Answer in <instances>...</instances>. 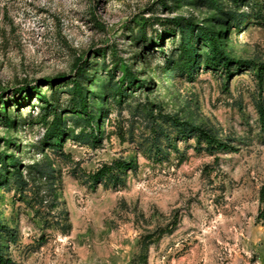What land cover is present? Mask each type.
<instances>
[{
    "label": "rangeland",
    "instance_id": "1",
    "mask_svg": "<svg viewBox=\"0 0 264 264\" xmlns=\"http://www.w3.org/2000/svg\"><path fill=\"white\" fill-rule=\"evenodd\" d=\"M219 2L220 10L202 0H0V221L17 234L3 241L14 264H142L145 236L149 264H264V82L251 67L230 76L208 67L199 36L192 72L167 67L196 26L213 29L231 57L264 62V0ZM126 66L137 81L118 89ZM79 68L97 143L81 135L91 132L87 116L71 109ZM55 92L60 147L45 141L41 118V96ZM163 116L212 130L231 148L198 149ZM162 125L171 141L161 138L157 153ZM11 155L24 187L2 162ZM118 160L138 166L124 183H90Z\"/></svg>",
    "mask_w": 264,
    "mask_h": 264
},
{
    "label": "trees",
    "instance_id": "2",
    "mask_svg": "<svg viewBox=\"0 0 264 264\" xmlns=\"http://www.w3.org/2000/svg\"><path fill=\"white\" fill-rule=\"evenodd\" d=\"M210 4L215 9L220 10V2L219 0H202ZM235 5H238L241 0H232ZM229 18L232 20L238 19V14L235 10H232L227 13ZM184 18L178 17L175 18L173 23L179 27L182 26V20ZM175 29L172 30L171 36L174 35ZM184 30L182 29V33ZM183 40L181 43V58L180 60L176 61L175 58L168 59L167 60V67L170 68H179L186 72H192L195 65L198 63L199 60V54L197 48L194 47L193 41L194 39L199 36L201 37L206 43L207 47H209V54H207L205 58V63L210 68H216L219 66H222L226 73L230 76L233 72V67H238V69H242L245 67H251L250 69H253L255 72V75L259 82H264V62H254L253 60H243V59H236L231 57L228 52L223 48L222 42L218 39L216 32L209 28V27H193L192 32L187 35L185 32L183 33ZM163 39L161 38L160 41ZM126 73L125 77L121 82V85H119L117 88L122 89V86L126 83L133 84L134 81H137L132 70L129 66H126ZM78 76L72 79V86L69 89L71 93V106H72V112L77 114L78 118H82V115H86V123H88L91 126V132L85 133L83 132L81 135L84 137V139H89L93 143H97L99 141V132L95 130L93 126V122L97 119L95 115H93L89 111V105H90V96H89V90L87 89L85 85V75H86V69L85 68H79ZM51 87H54V84H50ZM37 88L28 90L30 95H32L34 92H37ZM119 93H123V90H120ZM56 92L52 95V98L50 100L47 99V97L42 95V99L45 101L46 106L43 108V112L41 114V118L43 123L46 125V130L44 133V139L47 143H50L54 146H61L62 145V139L64 136V124L61 114L59 113L58 108V99L56 98ZM7 108L6 106L4 107ZM259 111L260 116L262 119H264V103L259 102ZM54 115V119L52 121L49 120V116ZM165 122H168V124L173 127V129H177L176 131L180 133V137L184 139H188L190 137H195L197 140V148L198 149H205L209 151L212 154L217 153L221 150H228L231 148V145L227 142L223 141L221 138L217 136L212 130H209L203 126L195 125L187 121H182L181 119L177 117H171V116H163ZM163 125L161 126V130H153L157 142L154 145V150L157 153L162 152L161 147V138L166 137L168 140H170L171 135L168 133V130H163ZM171 141V140H170ZM205 145V146H203ZM2 162L6 164L7 170L9 169V166H12L16 169L15 173V182L16 184L20 185L21 187H24L28 185V183L24 180L22 172H20V169L18 167V160L14 155H11L9 157V160H6L5 158L2 159ZM137 163L134 161H115L112 164H106L104 165L100 170L95 172L94 174L90 175V183L95 184L98 181L101 183H104L106 186L110 185H119L125 182L126 177L128 175L129 170H136L137 169ZM261 200L264 203V185L261 190ZM258 220L264 225V205L259 211ZM175 225L171 227H167L165 230H162L159 238L157 241L160 240L163 233L166 231L172 232ZM70 228V226H68ZM6 236L10 237V241H16L17 234L14 233V231L5 224H3L0 221V264H14L13 259L10 256H7V254L4 253V244L3 241ZM151 239V236H145V238L142 240L141 243V251L139 253V261L142 264H149V252H150V242L148 239Z\"/></svg>",
    "mask_w": 264,
    "mask_h": 264
}]
</instances>
